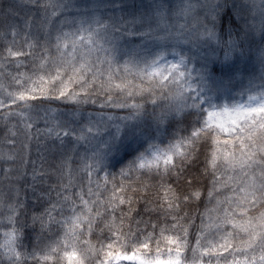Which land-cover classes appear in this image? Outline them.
I'll use <instances>...</instances> for the list:
<instances>
[{"label":"snow or ice","instance_id":"1","mask_svg":"<svg viewBox=\"0 0 264 264\" xmlns=\"http://www.w3.org/2000/svg\"><path fill=\"white\" fill-rule=\"evenodd\" d=\"M258 209L264 0H0V264H264Z\"/></svg>","mask_w":264,"mask_h":264},{"label":"trees","instance_id":"2","mask_svg":"<svg viewBox=\"0 0 264 264\" xmlns=\"http://www.w3.org/2000/svg\"><path fill=\"white\" fill-rule=\"evenodd\" d=\"M258 211H264V209H258V210H255L252 214H258ZM197 224H199V220H197ZM143 227V226H141ZM126 230V229H125ZM149 231H151V229L149 228ZM195 236H191L190 237V247L183 252V255L186 256L189 260H191L192 258V251H191V248L192 247H195ZM83 241H90L93 245H96L97 247H99V244H98V241H97V238L95 235L93 236H89L87 233L85 234V236L82 238V243H81V246H84L83 245ZM153 248V251L152 252H148V250H142L144 253H147L148 255H153L154 254V247H155V244L153 242L152 246ZM162 247H163V244H162ZM164 251H167V249L165 248ZM200 253L198 252L197 255H199ZM223 255H227V253H223ZM205 260L208 259V255L205 254L204 257H203ZM77 260H79V256L76 257ZM30 264H32V262H30ZM41 264H68V261H67V258H63L62 260H58L57 256L55 254H53L48 260H41ZM89 264H92L91 261H89ZM123 264H131V262H128V261H124ZM213 264H216L215 262V259H213Z\"/></svg>","mask_w":264,"mask_h":264}]
</instances>
